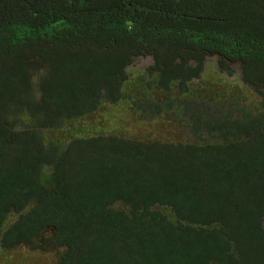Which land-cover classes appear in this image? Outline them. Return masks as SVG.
<instances>
[{
    "label": "trees",
    "instance_id": "1",
    "mask_svg": "<svg viewBox=\"0 0 264 264\" xmlns=\"http://www.w3.org/2000/svg\"><path fill=\"white\" fill-rule=\"evenodd\" d=\"M39 259L264 264V0H0V264Z\"/></svg>",
    "mask_w": 264,
    "mask_h": 264
},
{
    "label": "rangeland",
    "instance_id": "2",
    "mask_svg": "<svg viewBox=\"0 0 264 264\" xmlns=\"http://www.w3.org/2000/svg\"><path fill=\"white\" fill-rule=\"evenodd\" d=\"M205 85L207 86H205L207 89H208V91H214V90H216V88H218V89H220V91H222V90H228V89H226L227 88V86L228 85H219V84H217L216 82H215V79H214V77L212 76V77H209V79L207 80V82L205 83ZM218 85H219V87H218ZM220 104H221V102H220ZM89 118V119H88ZM127 118H128V122L131 120V116L130 115H128L127 116ZM91 118L90 117H86L83 121V124H86L89 120H90ZM93 121V119H91L90 120V122H92ZM144 128L146 129V132H144V130H143V134H145V136H147V134L150 132V125H146V126H144ZM177 130H178V132L179 131H181V128L177 125ZM135 130H133V132H134ZM139 131H135V133H138ZM175 135V133L173 132V130H170V131H167L163 136L165 137V138H167V137H171V136H174ZM18 256H16V255H13L12 257H10L9 258V261L10 262H15L16 261V258H17ZM45 260L46 259H39V260H35L34 262L35 263H33L32 261L30 262V264H52V261H51V259H49L48 261H46L45 262ZM45 262V263H44Z\"/></svg>",
    "mask_w": 264,
    "mask_h": 264
}]
</instances>
